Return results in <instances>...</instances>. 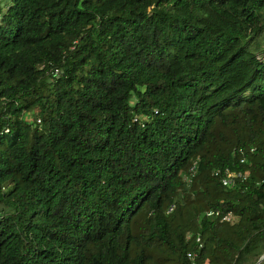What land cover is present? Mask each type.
<instances>
[{
  "label": "trees",
  "instance_id": "obj_1",
  "mask_svg": "<svg viewBox=\"0 0 264 264\" xmlns=\"http://www.w3.org/2000/svg\"><path fill=\"white\" fill-rule=\"evenodd\" d=\"M0 264H264V0H12Z\"/></svg>",
  "mask_w": 264,
  "mask_h": 264
},
{
  "label": "built area",
  "instance_id": "obj_2",
  "mask_svg": "<svg viewBox=\"0 0 264 264\" xmlns=\"http://www.w3.org/2000/svg\"><path fill=\"white\" fill-rule=\"evenodd\" d=\"M54 72H55L56 76H58V74L61 73V70L59 68H55ZM8 131H9V129L6 130V132H8ZM242 162H244V159H242ZM192 169H194V166ZM215 174L217 176H221V181H222L223 185H225V186L226 185H234L237 182V180H239V179H246V175L242 171H235V170H232L229 168H226L223 171L219 170V171L215 172ZM172 209H173V207L170 208V210H172ZM233 214L234 213H229L228 215L223 217V220H230ZM189 257L191 259H194L195 255L190 252Z\"/></svg>",
  "mask_w": 264,
  "mask_h": 264
},
{
  "label": "rangeland",
  "instance_id": "obj_3",
  "mask_svg": "<svg viewBox=\"0 0 264 264\" xmlns=\"http://www.w3.org/2000/svg\"><path fill=\"white\" fill-rule=\"evenodd\" d=\"M12 0H0V19L2 18L3 14L5 13V11L7 10V7L11 4ZM28 120H31L32 117L31 115H29L27 117Z\"/></svg>",
  "mask_w": 264,
  "mask_h": 264
}]
</instances>
